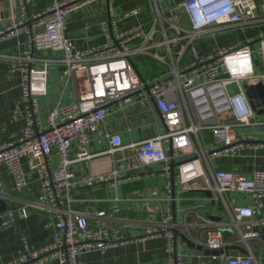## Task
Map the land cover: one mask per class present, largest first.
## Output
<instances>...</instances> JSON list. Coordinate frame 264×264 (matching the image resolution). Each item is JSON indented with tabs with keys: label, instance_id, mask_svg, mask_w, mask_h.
Listing matches in <instances>:
<instances>
[{
	"label": "built area",
	"instance_id": "obj_1",
	"mask_svg": "<svg viewBox=\"0 0 264 264\" xmlns=\"http://www.w3.org/2000/svg\"><path fill=\"white\" fill-rule=\"evenodd\" d=\"M36 1L20 0V16L12 17L8 27L0 30V41L21 32L28 36L27 50L21 55H0L11 61L9 73L21 75L25 106L22 135L14 142L0 145V168H6L13 177L15 191L23 192L27 181L21 160L29 158L32 161L39 184L37 203L32 205L48 215L46 225H52L56 232L52 243L39 250H31L22 237L19 257L7 264L53 261L84 264L79 259L82 253L104 252L133 241L116 229L89 228L86 216L71 210L68 195L77 186L91 187L119 180L117 173L112 172L77 182L70 168L92 157L88 147L93 135L105 123L108 107L121 103L129 107L145 105L156 112L164 132L128 145H122L117 134L106 133L107 154L113 156L121 150H130L137 167L163 164L164 173L176 171L184 191H211L215 200L228 192L247 195V206H236L229 212L237 242L244 246H248L249 241L261 243L264 170H254L247 178L229 170H213L211 162L264 148V138L256 132L253 142L237 133L238 128L255 130L261 127L264 130V120L256 117L251 106L252 101L256 104L264 97V35L204 56L195 48V44L206 37L256 24L259 19L255 1L182 0L170 3L169 0H152L154 18L151 24L120 31L116 18L111 15L101 24L106 42L83 51L77 50L68 38L66 17L100 0H51L43 11L30 16L28 8ZM137 15L138 10H130L122 17ZM42 52L55 53L59 58L46 60L35 56ZM141 57L155 61L167 74L150 81L144 79L134 62ZM39 62L42 63L40 67ZM257 63L261 64L260 71L255 67ZM51 64L62 66L63 74L73 80L77 102L74 106H55L44 124L39 117L38 100L46 95ZM246 83L253 95L252 101L246 95ZM230 87L235 91L230 93ZM134 96L138 97L137 102L132 101ZM185 114L189 124L185 123ZM13 118L16 119V113ZM202 130L210 132L212 141L208 148H198L193 141ZM74 144L77 145L76 154L71 157ZM165 145L171 150L170 156ZM53 156L58 158L55 169L51 166ZM199 181L202 187L197 186ZM25 215L24 210H6L0 215L1 228H10L17 217ZM189 220V223L175 225L164 218L152 224L138 240L165 236L166 264H185L183 254L178 251L184 240L195 241L206 250L216 252L212 260L218 264H259L252 253L231 256L221 252L223 234L212 222L194 212ZM191 229L202 230V240L198 241Z\"/></svg>",
	"mask_w": 264,
	"mask_h": 264
},
{
	"label": "crops",
	"instance_id": "obj_2",
	"mask_svg": "<svg viewBox=\"0 0 264 264\" xmlns=\"http://www.w3.org/2000/svg\"><path fill=\"white\" fill-rule=\"evenodd\" d=\"M51 0H38L29 8L30 16L43 11ZM257 6L258 22L254 25L237 28L228 32L206 37L195 44L199 55H208L218 49L236 44L256 40L264 35V0H254ZM20 0H0V30L8 27L12 17L18 18L21 14ZM138 10V15L123 18L124 12ZM114 16L117 28L120 31L129 30L135 26H148L154 18L152 0H100L66 17L67 36L71 32L100 27L99 33L91 37L72 40L79 51L91 47L101 46L106 42L101 24ZM28 36L21 32L13 38L0 41V55L18 56L27 50ZM40 59L56 60L59 55L52 52L36 53ZM135 65L144 79L152 80L167 74L164 68L155 61L141 57L136 59ZM11 61L0 58V145L14 142L22 135L25 126V106L22 102L21 75L9 73ZM42 66V63H38ZM261 70V64H255ZM64 68L59 64H51L48 69L46 95L38 100L39 117L46 124L49 111L55 106H74L77 95L72 79L64 74ZM230 93L234 88L230 87ZM138 97H132L137 102ZM111 104L108 107L105 123L93 135L88 151L92 155L89 160L78 161L71 166L74 181H81L101 174L116 172L118 181H107L94 184L91 187L77 186L70 190V208L86 216L89 228L93 230L107 229L119 232L133 241L108 249L104 252L89 251L79 256L84 264H166L165 236L147 240H138L154 223L168 218L170 224L182 225L188 223L189 215L193 212L201 218L214 224V228L221 230L224 245L221 252L231 256L252 253L259 264H264V226L261 243L249 241L248 246L237 242V234L230 210L236 206H247L249 197L245 194L228 192L223 198L215 200L211 191L204 189L182 190L176 171L171 174L163 172V164L136 166L133 152L121 150L113 156L107 154L109 148L105 137L108 134H117L122 145L152 138L164 132L163 123L156 112H151L146 106L135 104ZM256 117L264 120V97L255 104ZM122 108V109H121ZM16 113V119L13 115ZM185 123L189 124L185 114ZM263 139L264 130L255 128L253 133ZM193 138L196 147L208 148L211 146V136L208 130L198 133ZM199 143V144H198ZM77 145L71 150V157L76 154ZM167 154L171 150L165 145ZM178 162V161H176ZM175 162V163H176ZM174 163V164H175ZM58 158H51L52 168H56ZM21 167L27 181L23 192L15 191L14 179L6 168H0V199L5 203L7 210H24V217H17L14 224L7 229L0 224V264H7L16 260L21 252L20 239L25 238L31 250H39L50 245L56 230L52 225H46L48 215L33 207L37 203L39 184L35 172L32 170V161L29 158L21 160ZM213 170H229L245 177H251L254 170H264V148L251 149L236 157L219 158L211 162ZM202 182L197 186L202 187ZM5 213V212H4ZM2 213V214H4ZM103 213L99 217L98 214ZM0 214V215H2ZM50 216V215H49ZM264 217V211L261 215ZM52 220L50 219V223ZM1 223V220H0ZM197 240H202L203 232L200 229H191ZM178 241L180 238L178 237ZM184 256L185 264H218L212 260L216 255L206 250L192 240H184L178 247ZM47 264H58L49 262Z\"/></svg>",
	"mask_w": 264,
	"mask_h": 264
},
{
	"label": "water",
	"instance_id": "obj_3",
	"mask_svg": "<svg viewBox=\"0 0 264 264\" xmlns=\"http://www.w3.org/2000/svg\"><path fill=\"white\" fill-rule=\"evenodd\" d=\"M99 31H100L99 26L90 27L87 29H82L79 31L71 32L70 34H68V38L70 40H75L78 38L91 37V36H94L97 33H99ZM244 89L246 91V95L248 96L250 101H252L253 95H252V93L250 91V87L247 83L244 84ZM251 106H252V109L255 112V114L259 113V111H257L255 103H253V101L251 102ZM6 210H7V207H6L5 203L0 199V214L4 213ZM213 253L217 254L216 252H213Z\"/></svg>",
	"mask_w": 264,
	"mask_h": 264
},
{
	"label": "rangeland",
	"instance_id": "obj_4",
	"mask_svg": "<svg viewBox=\"0 0 264 264\" xmlns=\"http://www.w3.org/2000/svg\"><path fill=\"white\" fill-rule=\"evenodd\" d=\"M182 0H169L170 3H179ZM237 133L243 138V139H249L250 141H254V135H253V129L248 128H238Z\"/></svg>",
	"mask_w": 264,
	"mask_h": 264
}]
</instances>
